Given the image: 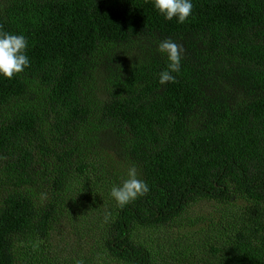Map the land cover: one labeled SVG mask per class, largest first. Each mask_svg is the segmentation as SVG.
I'll return each instance as SVG.
<instances>
[{"label": "trees", "instance_id": "trees-1", "mask_svg": "<svg viewBox=\"0 0 264 264\" xmlns=\"http://www.w3.org/2000/svg\"><path fill=\"white\" fill-rule=\"evenodd\" d=\"M0 29L31 62L0 78V264H264V0H0Z\"/></svg>", "mask_w": 264, "mask_h": 264}, {"label": "clouds", "instance_id": "clouds-1", "mask_svg": "<svg viewBox=\"0 0 264 264\" xmlns=\"http://www.w3.org/2000/svg\"><path fill=\"white\" fill-rule=\"evenodd\" d=\"M153 8L167 21L174 18L184 24L193 14V0H151ZM29 41L20 33H10L0 29V78L11 80L30 67L27 55ZM157 51L167 59L165 70L159 73V83H174L181 71L183 47L172 39H165L158 44ZM149 191L147 183L138 178L135 167H130L127 179L111 189V197L121 208L144 196Z\"/></svg>", "mask_w": 264, "mask_h": 264}, {"label": "rangeland", "instance_id": "rangeland-1", "mask_svg": "<svg viewBox=\"0 0 264 264\" xmlns=\"http://www.w3.org/2000/svg\"><path fill=\"white\" fill-rule=\"evenodd\" d=\"M242 203H243V202H240V204H242ZM86 213H87V212H86V210H85V212H84V215H85V216H87ZM184 228H186L187 230L190 229L189 226H184ZM193 230H194V232H195V228H193ZM168 232H169V233H168ZM183 232L189 234L187 231L183 230V226L180 227V228H170V227H166V228H163V229L161 230V232L158 233V234L156 235L155 240H161V241L164 242V239H165V237H166V239H165V242H166V241H167L168 239H170V238H177L178 235H179L180 233H183ZM189 235H191V234H189ZM155 242H156V241H155Z\"/></svg>", "mask_w": 264, "mask_h": 264}]
</instances>
